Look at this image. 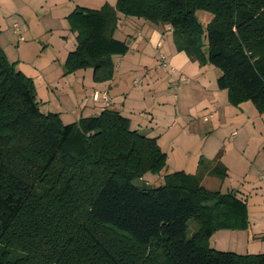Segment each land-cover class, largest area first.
Masks as SVG:
<instances>
[{"label": "trees", "instance_id": "1", "mask_svg": "<svg viewBox=\"0 0 264 264\" xmlns=\"http://www.w3.org/2000/svg\"><path fill=\"white\" fill-rule=\"evenodd\" d=\"M207 2L76 7L67 15L77 31L67 67H92L96 80L112 77V55L128 50L113 35L120 12L169 25L178 50L219 69L217 86L227 89L230 103L250 100L264 110V0ZM197 9L212 14L206 27ZM166 158L157 136L130 129V118L116 109L69 123L58 112L43 113L32 79L0 47V264H264V252L202 243L215 225L246 228V205L233 191L207 189L184 170L167 173L152 190L132 185L158 173ZM213 163L211 173L224 178L225 166ZM190 218L202 225L188 238ZM119 236L134 247L126 254ZM17 248L27 255L16 258Z\"/></svg>", "mask_w": 264, "mask_h": 264}, {"label": "rangeland", "instance_id": "2", "mask_svg": "<svg viewBox=\"0 0 264 264\" xmlns=\"http://www.w3.org/2000/svg\"><path fill=\"white\" fill-rule=\"evenodd\" d=\"M11 1L14 2L12 6L9 4ZM100 1L90 0L88 3L90 7L92 4L101 6ZM202 1L208 3V0ZM9 2L0 4V47L14 68L32 79L40 110L43 113L58 112L64 123L76 121L82 116H89L91 114L90 100L81 105H78V102L89 97L91 89L87 83L90 76H87L85 81L86 94H82L76 91L74 81L80 80L82 76L76 71L83 68L69 65L72 68L69 70L66 64L67 54L76 45L77 31L71 28L67 16L65 17L70 11L71 4L64 3V0L55 6L48 0H20L18 4H15L16 0H9ZM72 2V7H75L76 2ZM111 2L115 3L116 0ZM190 2L195 4L197 0H190ZM104 3L111 5L109 2ZM225 8L228 9L227 6H218L217 9L223 11ZM195 14L203 27L212 20V14L206 10L197 9ZM14 21L18 24L20 34L15 32ZM168 34L172 36L171 32ZM136 55L138 54L129 53L126 57L130 59L129 61H133L131 59H136ZM157 57L146 48L140 49L139 61H133L130 64L133 66L126 69L127 74L122 82L126 93L122 94L117 101L121 104L126 97L121 114L130 118V129H136L148 136H157L161 149L167 154L165 166L156 174L147 172L143 178L154 186H158L162 184L164 175L169 172L184 170L192 174L198 171V159L203 158L205 163L206 161L213 163L216 160L221 162V158L226 154V160L230 164L229 174L222 180L218 175V177L206 175L201 183L222 193L231 187H249L256 183L258 186L257 176L255 179V175L253 177L247 173L245 164H240L241 162L238 161L241 159L240 155H243L240 149L241 142H245V146L248 147L245 149V156L253 154L259 137L264 136L262 131H259L252 122L242 124L244 116L236 114L231 107L228 109L223 107L220 103L218 105L219 108L221 107L220 113L213 120L212 117L209 121L205 118L204 120L205 110L201 104L210 99L212 92L201 86L203 79L193 80L191 74L195 71L190 67L181 73L166 70L171 73H168L169 76L167 72L155 70L153 68L161 63L159 54ZM196 62L200 65L199 60ZM208 65L212 70L203 69V71L207 73V79L210 80V74L214 77V73L218 74L220 71L215 65L209 63ZM37 75L42 77L37 79ZM133 78L139 79L140 84L133 85L131 83ZM195 80L200 81L195 82ZM74 104L78 108L77 111L69 110ZM85 105L88 109L82 111ZM211 111L213 112L212 109ZM211 120L214 123H211ZM260 121L258 119L257 124H260ZM232 130H235L237 134H230ZM259 150L261 152L262 148L259 147ZM259 174H264V170H261ZM201 225L195 218H190L187 222L186 236L191 237ZM244 229L230 224H218L212 228L211 234L206 236L202 243L211 248L238 254L253 253L255 251L251 242L255 238H248ZM256 240L264 241L262 238H256ZM115 241L118 249H125V254L134 248L123 236L116 237ZM23 242L26 244L25 240ZM11 254L17 258L24 257L27 252L17 248L12 249Z\"/></svg>", "mask_w": 264, "mask_h": 264}, {"label": "crops", "instance_id": "3", "mask_svg": "<svg viewBox=\"0 0 264 264\" xmlns=\"http://www.w3.org/2000/svg\"><path fill=\"white\" fill-rule=\"evenodd\" d=\"M5 1L9 2V0H5ZM5 1H0V4L1 3L7 4ZM48 1H51V3L54 6L61 3V0H48ZM72 1L76 2L74 3L75 7L74 6L72 7V3H73ZM19 2L20 0H16L15 4H18ZM88 2H90V0H86V1L64 0V3L71 4L70 11L65 15V17L69 15L76 7H87L94 9L100 7V4H96V5L92 4V7H90V4ZM104 2H109L111 3V5L115 4L112 3L111 0H101L100 1L101 5ZM9 4L10 6H12L14 2L11 1L9 2ZM14 24H17V22L14 21ZM168 32H171V27L169 25L155 24L142 18H138L130 15L126 16L118 12L117 25H116V29L113 32V35L115 38L123 40L127 44L128 50L124 54L112 55L114 70L111 78L105 80H96L92 67H86L76 71L78 75L82 76L79 81L78 80L74 81V87L76 88V91H79L82 94H86V92L84 91H86V87L88 85L90 86L91 89L89 92V97H87L86 99L83 98L80 102H78V105L79 104L81 105L83 102L87 103V100L88 101L90 100L89 102V104H91V107H89V111L91 113L90 115L99 114L105 107L116 109L120 113H123L121 110L124 108L125 105L124 101L126 97L124 98V100H122L121 104L117 103V101L122 94L126 93V89L124 88V86H122L123 79H125L127 74L126 69L131 68V66H133L130 65L132 64L133 61H137V62L139 61L138 58L140 57V49L146 48L147 51H151L153 55H156V57L158 54L159 55L163 54L166 57V61L168 63L166 67L157 65L156 62L157 66H155L153 69L161 70V72L171 71V72L181 73L183 70L190 67V68H194L195 71L193 74H191L193 75V80L197 78L203 79L201 82V86L206 87L207 90L212 92L210 99L201 104L203 109L205 110L203 119L205 118L206 120L209 121V119H211L212 117L213 120L215 116L220 113L221 107L219 108L218 106L220 103L221 105H223V107L227 109L231 107L233 108L236 114H240L241 116H244L242 124L246 125L247 123L252 122V124L258 127L259 131H262V134H264V110H259L256 107V105L250 100H245L238 104L230 103L228 99L227 89L219 88L217 86L216 79L220 73L218 74L214 73L215 78L213 77V74H210L209 75L210 80H208L207 73L203 71V69L207 71L212 70L211 67H209L208 63H205V65L203 64V66H200L198 65L196 60L190 59L189 56L183 50H178L173 42L172 36H169ZM129 53L130 54L136 53L138 55H136L135 57L136 59H131L133 61H129L130 59L126 57ZM169 72H167V75ZM87 76L90 77H88L89 84L87 83L86 86L85 81L87 79ZM41 77H42L41 75H37V79H40ZM135 79L133 78L131 81L133 85H135L133 83ZM212 79H214L215 82L214 80L212 81ZM198 81L200 80H195V82ZM138 84H140V80ZM176 86L178 87V84ZM95 92H97V99L93 97ZM103 93H106L107 96L109 97L111 101L109 105L105 104L104 99L102 98ZM128 95H130V93ZM85 106L86 107L84 109H81L82 111H86L88 109V106L87 105ZM77 109L78 108H76V104H74L72 108H70L69 110L77 111ZM211 109L213 110V112L211 111ZM258 119L261 120L260 124H257ZM212 120L210 122L214 123V121ZM233 133L237 134L235 130H232L230 132V134ZM241 143L243 146L241 145L242 148L240 149L242 150L243 155H240L241 159L238 162H241L240 164H245L247 173H250L253 177L255 175V179L257 176V180H258L257 182L259 185L256 186L257 185L256 183V184H252L249 187L247 186L246 187L241 186L238 188L231 187V189L227 188L226 192L233 191L238 198L244 201L246 205V219H247V226L244 229V231L246 232V236L248 238H255V240L251 242V244H253L254 247L253 251H255L253 253L264 252V241L259 242L256 240V238H262V240H264V192H262L261 190V187L264 186V177L260 178V174H259L261 170H264V153H261L264 152V136L261 135V137H259V142L257 144L256 151L253 152V154L250 153L249 156H245L246 154L245 149L248 148L247 146H245L244 144L245 142H241ZM259 147L262 148L261 152L259 150ZM221 162L226 168L225 171L226 175H228L230 170V164L228 163V160H226V154H224V156L221 158ZM198 164H199V159L197 162L198 171L193 174H198L200 176V182L204 179L206 175L211 174L218 177L217 175L211 173V168L214 166V163L206 161V163L202 167H200ZM222 179L223 178H221V180ZM202 185L206 187L204 184ZM206 188L210 189L208 187ZM210 190H217V189H210Z\"/></svg>", "mask_w": 264, "mask_h": 264}, {"label": "built area", "instance_id": "4", "mask_svg": "<svg viewBox=\"0 0 264 264\" xmlns=\"http://www.w3.org/2000/svg\"><path fill=\"white\" fill-rule=\"evenodd\" d=\"M14 27H15V32L20 34V31H19V28H18V25L17 24H14ZM159 60L161 61V63L159 64L160 66L162 67H166L168 65L167 61H166V57L163 55V54H160L159 55ZM135 85H137L139 83V80L138 79H135L134 82H133ZM93 97L95 99H97V92L94 93ZM102 98L104 99V102L106 105H109V97L107 96L106 93H103L102 95ZM234 134V133H233ZM264 177V175H260V178ZM261 190L262 192H264V186L261 187Z\"/></svg>", "mask_w": 264, "mask_h": 264}, {"label": "water", "instance_id": "5", "mask_svg": "<svg viewBox=\"0 0 264 264\" xmlns=\"http://www.w3.org/2000/svg\"><path fill=\"white\" fill-rule=\"evenodd\" d=\"M132 185L140 190H152L154 185L146 181L143 177H136L131 181Z\"/></svg>", "mask_w": 264, "mask_h": 264}]
</instances>
